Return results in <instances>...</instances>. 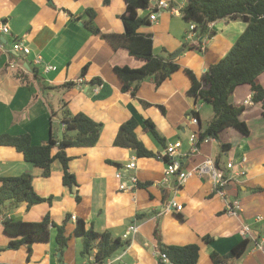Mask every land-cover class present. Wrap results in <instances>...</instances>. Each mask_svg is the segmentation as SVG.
<instances>
[{"label": "crops", "instance_id": "1", "mask_svg": "<svg viewBox=\"0 0 264 264\" xmlns=\"http://www.w3.org/2000/svg\"><path fill=\"white\" fill-rule=\"evenodd\" d=\"M166 1L176 11L161 9L152 0L151 7L139 12L150 17V24L138 31L152 36L154 54L172 58L179 68L159 85L152 76L147 77L131 94L121 90L113 67H138L143 60L123 48L113 49L83 23L87 18L85 9L92 7L96 11L94 23L102 32H123L119 16L125 9V0H0V20L6 21L10 28L0 46V134L27 133L34 144L47 141L51 135L59 139L60 132L64 135L60 116L63 105L72 113L82 112L102 123L95 145L65 150L70 157L69 170L77 182L72 189L62 182L59 161H53L51 173L45 177L15 147L0 145V176L31 172L34 190L43 197L51 196L50 203L44 201L30 208L24 202L1 203L3 219L39 221L49 213L55 223L61 224L66 213L71 216L66 225L70 239L62 253L57 250L55 227L48 241L33 243L30 250L26 244L8 248L10 236L3 230V220L0 221V263L89 264L95 251L83 257L82 240L73 232L79 218L86 228L108 231L112 237L127 241L103 264H160L157 255L160 241L170 245L196 243L197 264H214L210 257L213 251L224 254L244 238L248 239V245L236 264H264L262 107L252 100L248 84L237 85L230 102L244 107L240 119L247 124L249 134L229 127L218 139L198 140L196 150H192L191 134L205 128L212 108L187 93L191 81L186 69L200 78L210 64L230 50L246 23L240 18L217 19L210 27L215 35L204 40L203 51L189 49L187 44L196 40L188 36L189 23L181 14L187 0ZM13 38L23 39L31 53H15L11 49ZM179 48L182 50L172 57ZM36 54L53 68L45 72L42 65H34L31 59ZM12 60L16 62L13 67L9 64ZM79 77L81 83L76 82ZM92 81L100 82L97 91ZM259 81L264 87V72ZM68 82L74 84L66 85ZM192 112H198V124L190 122ZM132 116L139 122L135 129L137 138L156 155L137 156L129 148L113 144L120 124ZM145 118L154 123L164 144L144 130ZM226 143L229 147L222 151ZM169 144L175 147L174 158L181 161L183 169L193 167L206 156H211L220 169L228 160L237 163L245 158L246 174L227 186L228 196L240 202L241 210L236 215L224 210L222 199L212 192L208 175H194L183 183L175 174L165 176L163 155L168 157ZM132 156L136 157V166L126 171L123 165ZM118 171L122 172L120 178L115 176ZM129 175L136 177L135 186L119 189L121 181L130 183ZM173 199L181 207L168 210L166 204ZM258 216L262 219L258 220ZM132 224L137 230L124 237ZM243 225L249 227L247 234L241 233Z\"/></svg>", "mask_w": 264, "mask_h": 264}, {"label": "trees", "instance_id": "2", "mask_svg": "<svg viewBox=\"0 0 264 264\" xmlns=\"http://www.w3.org/2000/svg\"><path fill=\"white\" fill-rule=\"evenodd\" d=\"M151 2L152 0H125V9L119 16L123 24L121 33L102 32L94 23L95 9L88 7L84 11L87 17L83 21L86 29L105 39L113 49L123 48L130 55L143 60L138 67L129 65L113 67L121 82V90L129 91L131 94L136 93L140 82L147 77L152 76L155 84L159 85L179 68L178 63L172 58L165 59L154 54L152 36L138 31L141 26L150 24V17L141 16L139 12L151 7ZM181 14L187 23L196 24V42L187 44V47L198 51H203L202 44L205 39L215 35V31L209 27L210 22L221 18H240L246 23L244 31L237 37L230 50L218 61L210 64L200 78H197L190 69H186V73L191 81L187 93L195 100L199 99L212 107V115L205 128L199 132V140L205 136L218 139L219 134L229 127L248 135L249 128L240 119L244 107L233 105L230 102V96L237 85L248 84L252 92V100L260 103L264 116V87L259 81L260 74L264 72V0H187L181 8ZM85 70L86 65L82 67V74ZM72 84L74 82L66 83V85ZM62 109L64 125L62 139L51 135L47 141L34 144L27 133L18 135L1 133L0 145L15 147L22 152L27 162L40 168L41 175L45 177L50 175L53 161H59L63 171L62 182L72 189L77 182L69 170L70 157L66 155L65 150L72 146L95 145L100 136L102 123L93 120L85 113H72L65 105ZM194 115L197 118L199 116L198 112H194ZM143 123L144 130L159 143L164 144V138L159 134L154 123L149 118L143 119ZM138 124V120L133 116L121 123L113 144L129 148L137 156L156 155L137 138L135 129ZM228 147L229 144H223L222 151ZM163 156L166 162L169 161V157ZM32 179L31 172L0 176V204L6 201L12 204L24 202L26 207L30 208L44 201L50 203L51 196L39 195L33 188ZM76 199H79L78 195ZM70 217V214L66 213L61 224L55 223L49 213H46L39 221L4 219L3 230L10 236L8 248L16 249L26 244L30 250L33 243L48 241L51 229L55 227L57 250L62 253L70 239L66 228ZM73 232L82 240L80 253L83 257H89L95 251L93 261L89 264L105 263L118 248L127 243L118 237H112L108 231L98 232L92 228H86L84 221L79 218L75 221ZM247 245L248 239L244 238L226 253L220 254L213 251L210 257L214 264H236V261L245 253ZM158 249L165 253L173 264H197L199 259V245L196 243L170 245L160 241ZM158 260L160 264H165L159 256Z\"/></svg>", "mask_w": 264, "mask_h": 264}, {"label": "built area", "instance_id": "3", "mask_svg": "<svg viewBox=\"0 0 264 264\" xmlns=\"http://www.w3.org/2000/svg\"><path fill=\"white\" fill-rule=\"evenodd\" d=\"M157 6L161 9H169L170 11H176V9L170 7V5L167 3L166 0H155ZM211 23H209V27H211ZM196 24L193 22H190L187 28L188 36L191 38V40H196V31H195ZM4 34H10V28L6 21L0 20V46H3L2 37ZM204 48V41L202 44V49ZM11 49L15 53H21L22 55H29L31 53V48L27 43L24 42L23 39L19 38H13L11 42ZM32 63L34 65H42L43 70L49 71L53 68V65L45 63L41 57V55L36 54L31 59ZM10 66L13 67L16 65V62L14 60L9 62ZM76 82L81 83L82 77H79ZM100 86V83H94L93 89L94 91H97ZM189 120L193 124H198V118L192 113H190ZM203 141L207 142L210 139H212L211 136H205L202 138ZM191 140L194 141L193 149L196 150L195 143L199 140V132L194 131L191 134ZM166 153L168 157L170 158L169 161L166 162L165 168H164V175H172L175 174L179 180L180 183L185 182L188 178L198 175H208L209 178L212 181L213 188L212 192L216 195H218L223 203H224V210L228 214L236 215L238 211L241 210L240 202L237 199L230 198L228 196L227 192V186L231 183L237 182L240 176H244L246 174V170L244 168V161L245 158H242L239 162L234 163L233 160H228L225 164V167L223 169H220L217 167L214 159L211 156H206L201 162L194 165L191 168L183 169L181 167V161L177 158H174V155L176 154L175 147L172 144L168 145V148L166 149ZM136 166V157L132 156L128 162H126L123 165L124 170H130L133 169ZM116 178H120L122 176V172L118 171L115 173ZM129 182L121 181L118 185L119 189L126 190L129 189L130 186H135L137 183V179L134 175H129L128 177ZM180 204L177 203L176 200H171L167 202L166 208L168 210L172 209H178L180 208ZM74 218V216H72ZM258 220L262 219V216L257 217ZM4 220L3 216H0V221ZM137 230V227L135 225H130L125 232L124 237H127L128 234L135 233ZM249 231V227L247 225H243L241 227V233L247 234ZM264 241V237H263ZM259 248H262V244H258ZM157 255L161 257L162 261L165 264H173L172 261L169 260L167 255L163 252L157 251ZM134 264H141L140 262H136Z\"/></svg>", "mask_w": 264, "mask_h": 264}, {"label": "water", "instance_id": "4", "mask_svg": "<svg viewBox=\"0 0 264 264\" xmlns=\"http://www.w3.org/2000/svg\"><path fill=\"white\" fill-rule=\"evenodd\" d=\"M153 2H155L154 0H153ZM182 50V48H179L176 52H174L171 56L172 57H175L180 51ZM63 124V123H62ZM63 138V133L62 132H60L59 133V139H62Z\"/></svg>", "mask_w": 264, "mask_h": 264}, {"label": "rangeland", "instance_id": "5", "mask_svg": "<svg viewBox=\"0 0 264 264\" xmlns=\"http://www.w3.org/2000/svg\"><path fill=\"white\" fill-rule=\"evenodd\" d=\"M208 106H209L210 109L212 108L210 105H208ZM211 110H212V109H211ZM61 114H62V111H60V116H61Z\"/></svg>", "mask_w": 264, "mask_h": 264}]
</instances>
